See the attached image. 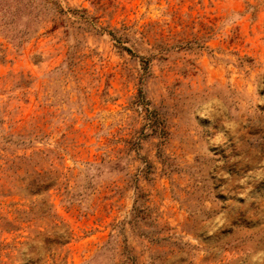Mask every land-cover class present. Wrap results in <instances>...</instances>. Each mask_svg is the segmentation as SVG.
Wrapping results in <instances>:
<instances>
[{"label": "rangeland", "instance_id": "rangeland-1", "mask_svg": "<svg viewBox=\"0 0 264 264\" xmlns=\"http://www.w3.org/2000/svg\"><path fill=\"white\" fill-rule=\"evenodd\" d=\"M0 264H264V0H0Z\"/></svg>", "mask_w": 264, "mask_h": 264}]
</instances>
